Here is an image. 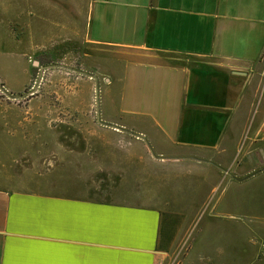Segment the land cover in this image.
I'll return each instance as SVG.
<instances>
[{"label": "crops", "instance_id": "0c3cea01", "mask_svg": "<svg viewBox=\"0 0 264 264\" xmlns=\"http://www.w3.org/2000/svg\"><path fill=\"white\" fill-rule=\"evenodd\" d=\"M5 41L100 97L5 103L0 264H264V0H0Z\"/></svg>", "mask_w": 264, "mask_h": 264}, {"label": "rangeland", "instance_id": "374dc122", "mask_svg": "<svg viewBox=\"0 0 264 264\" xmlns=\"http://www.w3.org/2000/svg\"><path fill=\"white\" fill-rule=\"evenodd\" d=\"M24 52H27L26 45H15V43H11L10 41L0 44V85H2L0 103H3L0 107V118L2 115H11V111H4L3 113L2 110L7 105L5 103L22 102L28 99L33 101H48L50 106L53 107L54 114L57 107L64 106L66 121L73 115H79L82 119L80 123L81 129L87 130L89 128L88 116L96 114V105L100 97L98 86L94 85V80H97V77L87 71V69L79 71L74 65L68 66V69L58 73L54 70L50 72L47 70L43 71L40 66L34 68L33 71L28 70L30 63L27 60L29 61L31 55L28 57V53L23 54ZM47 73L52 74L49 75ZM23 84L24 86L20 90L17 89L18 86ZM73 104L75 105L74 108ZM76 110L78 111L77 114ZM8 128L10 127L0 123V148L2 146L6 147L10 143L14 145L18 141L25 143L24 140L11 139L12 134L8 133V130H11V128ZM226 195L231 196L232 192L229 190ZM197 223L199 224H197L195 232L199 228H217L210 221H205V218L197 221ZM184 244L170 256L168 263H182L185 255ZM208 254V257H211L210 255L215 256V253L209 252ZM239 254L243 262L245 252L242 251V255L241 253Z\"/></svg>", "mask_w": 264, "mask_h": 264}, {"label": "built area", "instance_id": "2783aa9c", "mask_svg": "<svg viewBox=\"0 0 264 264\" xmlns=\"http://www.w3.org/2000/svg\"><path fill=\"white\" fill-rule=\"evenodd\" d=\"M96 90V89H95ZM0 92H2V85H0Z\"/></svg>", "mask_w": 264, "mask_h": 264}]
</instances>
